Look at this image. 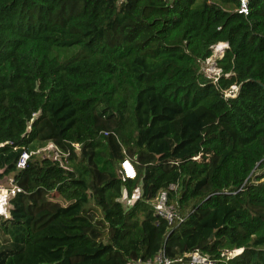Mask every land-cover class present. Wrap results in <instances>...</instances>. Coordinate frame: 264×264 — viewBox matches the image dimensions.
I'll list each match as a JSON object with an SVG mask.
<instances>
[{"label":"trees","instance_id":"obj_1","mask_svg":"<svg viewBox=\"0 0 264 264\" xmlns=\"http://www.w3.org/2000/svg\"><path fill=\"white\" fill-rule=\"evenodd\" d=\"M247 1L0 0V177L20 188L0 264H264V0ZM50 142L66 167L17 168ZM162 191L182 221L154 215Z\"/></svg>","mask_w":264,"mask_h":264},{"label":"built area","instance_id":"obj_2","mask_svg":"<svg viewBox=\"0 0 264 264\" xmlns=\"http://www.w3.org/2000/svg\"><path fill=\"white\" fill-rule=\"evenodd\" d=\"M240 13L248 14V1L240 0ZM35 153L44 158H50L66 167L67 157L69 153L63 152L54 143L50 142L45 147H42L34 152L24 151L17 163L18 169H24L30 156ZM121 168L124 176L129 179H135L137 176L136 168L132 161L128 158L121 162ZM20 191V188L10 182L8 187L0 188V215L9 214L10 201ZM154 215L160 220H164L168 225H173L177 219H183L177 215L174 205L169 203L167 191H162L157 202L154 204ZM214 261L207 253L196 249L192 252L179 255L177 258H169L166 256L165 250L161 249L151 258H139L130 260L127 264H213Z\"/></svg>","mask_w":264,"mask_h":264},{"label":"rangeland","instance_id":"obj_3","mask_svg":"<svg viewBox=\"0 0 264 264\" xmlns=\"http://www.w3.org/2000/svg\"><path fill=\"white\" fill-rule=\"evenodd\" d=\"M226 46H227L226 44H224L223 46H220V45L216 46L215 49L213 50V56L211 58H209L206 62L202 63V69L208 76L214 77L220 73V70L216 67V60L223 56L224 49ZM237 90H238L237 87H233L232 90L230 92H228V95H234L235 93H237ZM9 178H10L9 176L6 179H4V177H0V180L4 179L3 181H1L3 187L9 186V184H10ZM139 191L141 192L140 189H139ZM137 198H138L137 192L134 193V196L132 198L127 197V195L124 193V196L122 198L124 206L126 208L133 206V204L135 203ZM86 211L90 213L94 222L96 221L98 223L97 229L99 230V232H101L102 239L106 240L108 237L107 236L108 232H107V228H106L105 224L103 223V214H102L101 208L98 207L93 202H91L86 207ZM8 215L9 214L6 213L5 215H3V217L8 218Z\"/></svg>","mask_w":264,"mask_h":264},{"label":"crops","instance_id":"obj_4","mask_svg":"<svg viewBox=\"0 0 264 264\" xmlns=\"http://www.w3.org/2000/svg\"><path fill=\"white\" fill-rule=\"evenodd\" d=\"M7 177H8V176L4 177V179H6ZM9 177H10V178H9V179H10V182L13 181V176L11 175V176H9ZM4 179L0 180V188L3 187L1 181H3ZM140 193H141V192L138 190V191H137V196H139ZM9 217H10V215L8 216V218H9Z\"/></svg>","mask_w":264,"mask_h":264},{"label":"bare ground","instance_id":"obj_5","mask_svg":"<svg viewBox=\"0 0 264 264\" xmlns=\"http://www.w3.org/2000/svg\"><path fill=\"white\" fill-rule=\"evenodd\" d=\"M224 44H225V43H219L217 46H219V45H220V46H223Z\"/></svg>","mask_w":264,"mask_h":264},{"label":"clouds","instance_id":"obj_6","mask_svg":"<svg viewBox=\"0 0 264 264\" xmlns=\"http://www.w3.org/2000/svg\"><path fill=\"white\" fill-rule=\"evenodd\" d=\"M10 207H11V206H10ZM9 215H10V210H9ZM9 215H8V216H9ZM0 216H3V215H0Z\"/></svg>","mask_w":264,"mask_h":264},{"label":"water","instance_id":"obj_7","mask_svg":"<svg viewBox=\"0 0 264 264\" xmlns=\"http://www.w3.org/2000/svg\"><path fill=\"white\" fill-rule=\"evenodd\" d=\"M226 45H227L226 47H228V44H226ZM226 47H225V48H226Z\"/></svg>","mask_w":264,"mask_h":264}]
</instances>
